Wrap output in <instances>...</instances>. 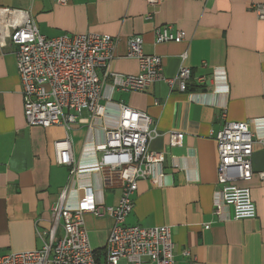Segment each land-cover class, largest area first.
I'll return each instance as SVG.
<instances>
[{"label":"crops","instance_id":"0c3cea01","mask_svg":"<svg viewBox=\"0 0 264 264\" xmlns=\"http://www.w3.org/2000/svg\"><path fill=\"white\" fill-rule=\"evenodd\" d=\"M256 3L264 0H0L27 10L48 38L85 32L116 38L111 71L137 73L127 40L139 35L143 51L161 57L165 77L183 65L193 77L211 78L201 86L192 79L186 92L165 81L146 91H121L107 76L102 116L83 110L69 130L32 126L23 114L16 46H0V254L41 247L37 229L49 228L51 206L67 186L68 206L87 185L96 200L117 204L122 186L107 168L71 179V166L56 162L54 143L69 139L73 166L100 161L102 152L92 148L117 124L123 104L153 119L149 149L164 154L152 179L138 180L125 223L170 226L176 264H264V19L251 11ZM165 24L185 38L156 43L154 30ZM224 111L228 120L247 122L254 140L252 176L240 184L250 189L255 218L234 219L226 207L214 214L221 190L215 136ZM170 131L182 134L180 146L169 145ZM84 220L92 248H102L112 219L86 214Z\"/></svg>","mask_w":264,"mask_h":264},{"label":"built area","instance_id":"2783aa9c","mask_svg":"<svg viewBox=\"0 0 264 264\" xmlns=\"http://www.w3.org/2000/svg\"><path fill=\"white\" fill-rule=\"evenodd\" d=\"M250 9L264 19V3L253 4ZM154 38L156 43L181 41L185 33L165 24L155 28ZM116 43V38L95 32L48 38L39 32L27 10L0 5V46H16V70L28 125H62L69 130L80 120L83 110L89 111L91 117L102 116L104 106L100 99L107 76L111 78L112 87L121 91H146L155 82L165 81L170 88L176 86L186 92L192 79L197 86L211 81L208 76L193 77L191 68L183 65L173 77H165L161 57L146 54L139 35L127 40V55L136 59L137 73L111 71L109 63ZM119 107L117 124L105 128L104 142L92 148L91 152H102L100 161L94 160L82 168L73 166L69 139L54 143L56 162L71 166V179L79 172L107 168L122 186L117 204L106 205L96 200L87 185L76 204L68 206L70 187L67 186L51 206L49 228L37 229L41 247L0 254V264H176L170 226L125 223L133 210L138 180L152 179L153 166L164 161V154L149 149L155 134L153 119L143 111L123 104ZM222 118L223 125L215 136L221 190L214 204V214L219 216L226 207L232 209L234 219L255 218L256 205L250 189L240 184L252 176L254 140L247 122L228 120L225 111ZM168 138L170 146L182 143L179 132L170 131ZM86 214L109 217L113 221L102 248L94 249L90 244L84 220ZM208 227L209 224H205L204 228Z\"/></svg>","mask_w":264,"mask_h":264}]
</instances>
